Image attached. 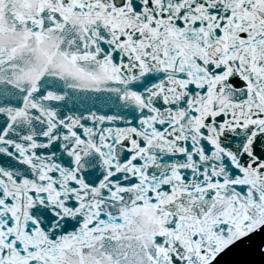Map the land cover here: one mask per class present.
I'll use <instances>...</instances> for the list:
<instances>
[{
    "label": "snow or ice",
    "instance_id": "snow-or-ice-1",
    "mask_svg": "<svg viewBox=\"0 0 264 264\" xmlns=\"http://www.w3.org/2000/svg\"><path fill=\"white\" fill-rule=\"evenodd\" d=\"M262 228L264 0H0V264H212Z\"/></svg>",
    "mask_w": 264,
    "mask_h": 264
}]
</instances>
